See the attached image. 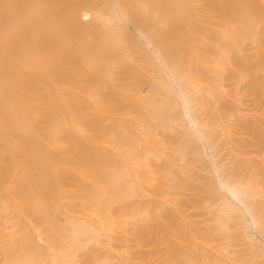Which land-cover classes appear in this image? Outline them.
Listing matches in <instances>:
<instances>
[{"label":"bare ground","instance_id":"bare-ground-1","mask_svg":"<svg viewBox=\"0 0 264 264\" xmlns=\"http://www.w3.org/2000/svg\"><path fill=\"white\" fill-rule=\"evenodd\" d=\"M0 264H264V0H0Z\"/></svg>","mask_w":264,"mask_h":264}]
</instances>
